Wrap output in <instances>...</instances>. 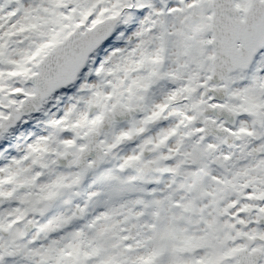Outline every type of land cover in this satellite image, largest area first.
<instances>
[{"label": "snow or ice", "instance_id": "1", "mask_svg": "<svg viewBox=\"0 0 264 264\" xmlns=\"http://www.w3.org/2000/svg\"><path fill=\"white\" fill-rule=\"evenodd\" d=\"M0 264H264V0H0Z\"/></svg>", "mask_w": 264, "mask_h": 264}]
</instances>
